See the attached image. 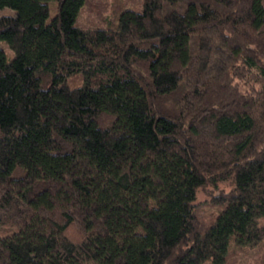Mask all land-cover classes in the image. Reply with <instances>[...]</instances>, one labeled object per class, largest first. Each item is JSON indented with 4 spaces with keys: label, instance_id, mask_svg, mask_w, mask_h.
<instances>
[{
    "label": "trees",
    "instance_id": "16d2710c",
    "mask_svg": "<svg viewBox=\"0 0 264 264\" xmlns=\"http://www.w3.org/2000/svg\"><path fill=\"white\" fill-rule=\"evenodd\" d=\"M88 2L0 0V264H224L264 243V0H141L95 28Z\"/></svg>",
    "mask_w": 264,
    "mask_h": 264
},
{
    "label": "rangeland",
    "instance_id": "374dc122",
    "mask_svg": "<svg viewBox=\"0 0 264 264\" xmlns=\"http://www.w3.org/2000/svg\"><path fill=\"white\" fill-rule=\"evenodd\" d=\"M141 0H89L87 6L83 9L80 22L81 25L87 28H95L101 25H113L116 22L119 10L126 7L140 8ZM50 11V17L55 14V8ZM15 14L12 7H4L0 9V15ZM0 45L6 50L8 58H13L15 52L10 48L6 41H1ZM84 83L82 75L72 76L68 79V84L71 87L79 86ZM240 86L245 89L249 85H258L256 78H244L238 81ZM222 189H229L228 182L221 185ZM216 192L213 186L202 188L198 191L197 207L200 213L204 216L207 222L215 219L220 206L212 200V194ZM206 264H212L207 262ZM224 264H264V243L256 246L243 245L233 242L230 246L229 255Z\"/></svg>",
    "mask_w": 264,
    "mask_h": 264
}]
</instances>
